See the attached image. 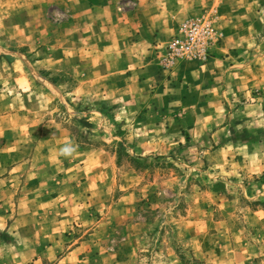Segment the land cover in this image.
Segmentation results:
<instances>
[{
	"label": "rangeland",
	"instance_id": "obj_1",
	"mask_svg": "<svg viewBox=\"0 0 264 264\" xmlns=\"http://www.w3.org/2000/svg\"><path fill=\"white\" fill-rule=\"evenodd\" d=\"M161 2L0 0V264H264V64L260 88L210 109L219 122L152 128L112 91ZM226 14L264 51V0H204L173 34L208 17L219 45ZM168 40L148 49L172 81L186 62L162 72Z\"/></svg>",
	"mask_w": 264,
	"mask_h": 264
},
{
	"label": "crops",
	"instance_id": "obj_2",
	"mask_svg": "<svg viewBox=\"0 0 264 264\" xmlns=\"http://www.w3.org/2000/svg\"><path fill=\"white\" fill-rule=\"evenodd\" d=\"M161 1L159 4L147 3L143 8V13L152 17L144 20L143 35L146 41L141 43V53L132 49L127 54L120 53L114 57L112 69L108 72L117 77L112 91L120 96L117 100L133 105L136 110L142 106L149 108L147 112L138 114L135 122L153 125L152 128L159 129L162 127L156 125L167 123L219 122L222 115H214L210 109L220 110L223 98L254 92L263 84L260 71L264 64L263 40L260 41L255 36V31L249 30L254 29V26L249 27L244 34L238 31L239 27L234 25L241 23L242 15L226 14L227 18L220 25L224 39L212 48L211 59L203 65L195 62L182 63L175 69L174 79L167 81L158 73L156 59L148 48L153 41L166 42L177 23L198 14L199 6L204 0H171L170 5L167 1L165 5L164 0ZM231 7L234 9L226 12L244 11L239 6ZM104 71L102 75L106 77ZM127 92L129 95H124ZM256 107L257 104L249 106L251 109ZM206 109L208 111L204 112ZM199 112L203 115L206 113L202 120L198 118ZM151 133L150 131L148 134ZM153 137L149 136V139ZM145 148H148L147 145ZM152 152L157 153L153 146L143 154Z\"/></svg>",
	"mask_w": 264,
	"mask_h": 264
},
{
	"label": "built area",
	"instance_id": "obj_3",
	"mask_svg": "<svg viewBox=\"0 0 264 264\" xmlns=\"http://www.w3.org/2000/svg\"><path fill=\"white\" fill-rule=\"evenodd\" d=\"M222 39V34L208 17L180 23L175 33L157 55L160 69L173 73L182 62L205 64L211 57V49Z\"/></svg>",
	"mask_w": 264,
	"mask_h": 264
},
{
	"label": "clouds",
	"instance_id": "obj_4",
	"mask_svg": "<svg viewBox=\"0 0 264 264\" xmlns=\"http://www.w3.org/2000/svg\"><path fill=\"white\" fill-rule=\"evenodd\" d=\"M76 151L77 147L73 143H66L59 149L60 154L65 158L72 157Z\"/></svg>",
	"mask_w": 264,
	"mask_h": 264
}]
</instances>
